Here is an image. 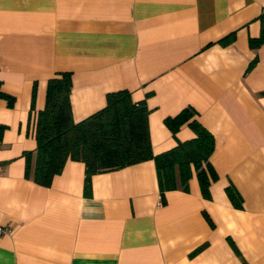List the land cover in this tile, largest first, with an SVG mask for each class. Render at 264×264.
I'll use <instances>...</instances> for the list:
<instances>
[{
    "label": "crops",
    "instance_id": "obj_1",
    "mask_svg": "<svg viewBox=\"0 0 264 264\" xmlns=\"http://www.w3.org/2000/svg\"><path fill=\"white\" fill-rule=\"evenodd\" d=\"M262 12L264 0H0L1 89L15 97L0 98V264H264V44H249ZM65 71L75 122L109 92L145 102L154 153L194 137L164 122L193 108L215 140L210 197L195 173L161 196L152 159L94 174L90 197L80 160L50 186L27 178L35 113Z\"/></svg>",
    "mask_w": 264,
    "mask_h": 264
},
{
    "label": "trees",
    "instance_id": "obj_2",
    "mask_svg": "<svg viewBox=\"0 0 264 264\" xmlns=\"http://www.w3.org/2000/svg\"><path fill=\"white\" fill-rule=\"evenodd\" d=\"M260 21L259 36L249 40L253 48L264 44V12ZM228 39L231 35L221 42ZM71 86V72L68 71L48 79L45 105L35 113L37 146L34 161L31 152L25 153L27 178L42 186H50L67 160H80L85 164L84 196L90 197L94 174L152 159L157 169L161 196L169 190H188L189 179L195 173L203 195L210 197V182L217 178L210 162L215 140L196 118L197 112L193 108L185 107L175 116L166 117L164 122L173 135L187 124L194 137L178 140L174 147L154 153L149 136V109L145 102L134 101L125 89L109 92L104 107L75 122L70 104ZM0 98L6 99L9 107L15 101L13 95L1 89V81ZM31 108L34 110V105ZM6 128L0 123V143ZM226 191L232 205L240 208L242 197L237 189L230 184Z\"/></svg>",
    "mask_w": 264,
    "mask_h": 264
},
{
    "label": "built area",
    "instance_id": "obj_3",
    "mask_svg": "<svg viewBox=\"0 0 264 264\" xmlns=\"http://www.w3.org/2000/svg\"><path fill=\"white\" fill-rule=\"evenodd\" d=\"M11 229L8 226L0 224V235L9 233Z\"/></svg>",
    "mask_w": 264,
    "mask_h": 264
}]
</instances>
